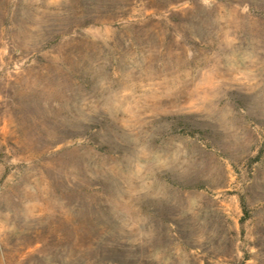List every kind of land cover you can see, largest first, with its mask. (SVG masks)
<instances>
[{"label":"rangeland","instance_id":"1","mask_svg":"<svg viewBox=\"0 0 264 264\" xmlns=\"http://www.w3.org/2000/svg\"><path fill=\"white\" fill-rule=\"evenodd\" d=\"M0 264H264V0H0Z\"/></svg>","mask_w":264,"mask_h":264}]
</instances>
